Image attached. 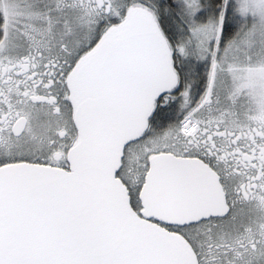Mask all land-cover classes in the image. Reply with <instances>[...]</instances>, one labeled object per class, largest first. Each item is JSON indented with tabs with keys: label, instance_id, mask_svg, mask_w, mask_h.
I'll list each match as a JSON object with an SVG mask.
<instances>
[{
	"label": "snow or ice",
	"instance_id": "snow-or-ice-1",
	"mask_svg": "<svg viewBox=\"0 0 264 264\" xmlns=\"http://www.w3.org/2000/svg\"><path fill=\"white\" fill-rule=\"evenodd\" d=\"M0 264H264V0H0Z\"/></svg>",
	"mask_w": 264,
	"mask_h": 264
}]
</instances>
